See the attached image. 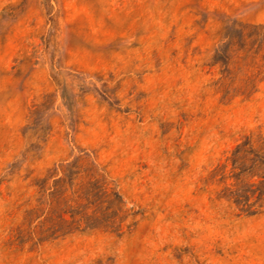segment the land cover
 Here are the masks:
<instances>
[{
  "label": "rangeland",
  "instance_id": "1",
  "mask_svg": "<svg viewBox=\"0 0 264 264\" xmlns=\"http://www.w3.org/2000/svg\"><path fill=\"white\" fill-rule=\"evenodd\" d=\"M262 181L264 0H0V264H264Z\"/></svg>",
  "mask_w": 264,
  "mask_h": 264
},
{
  "label": "trees",
  "instance_id": "2",
  "mask_svg": "<svg viewBox=\"0 0 264 264\" xmlns=\"http://www.w3.org/2000/svg\"><path fill=\"white\" fill-rule=\"evenodd\" d=\"M241 152H246V153H253L255 152L254 149L251 146V142L249 140L243 142L242 144L238 145V147L236 148V150L234 151V158H233V164L236 165L237 162L239 161V159H244V158H238L236 157V155L240 154ZM259 161L258 158H254L252 160V164L255 165L257 162ZM236 167V166H235ZM264 185V181H262L260 183V186ZM251 185L249 190L245 191V194H239V189H237L236 191H233V197H234V202L238 205V207H241V210L244 212H247L248 214H255L256 212H258V209H255L254 206L257 205V203L260 201V205L264 204V189L262 187H259L258 189H260L261 194L259 195V198L256 202H250V194H247L249 192L251 193H255L256 190H254L252 188Z\"/></svg>",
  "mask_w": 264,
  "mask_h": 264
}]
</instances>
